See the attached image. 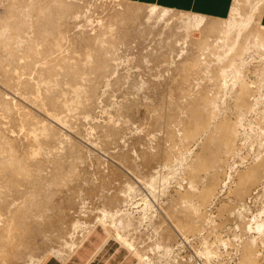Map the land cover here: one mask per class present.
I'll return each instance as SVG.
<instances>
[{"label": "rangeland", "instance_id": "1", "mask_svg": "<svg viewBox=\"0 0 264 264\" xmlns=\"http://www.w3.org/2000/svg\"><path fill=\"white\" fill-rule=\"evenodd\" d=\"M1 1L0 18L8 8L6 0ZM36 1L59 2L84 12L78 21L70 22L63 57L73 48L85 51V37L98 34L89 17L96 19L112 8L129 6L140 8L141 13L136 25L129 24L124 37L120 38L123 32L117 29L109 42L97 45L89 55L91 60L82 61L73 78L66 76L69 72L60 62H55V74L49 68L53 58H63L62 53L47 58L21 53L0 40V235L7 223L21 214L20 239L25 244L16 250L10 264H41L61 250L70 254L67 245L74 240L82 242L96 228H104L119 240L116 218L120 215L130 223L125 230L135 248L148 254L145 260L134 251L141 263L238 264L245 240L254 236L261 254L258 264H264V236L256 232L244 235L241 228L254 219L253 225L264 220V180L245 198L233 193L238 182L236 171L244 173L256 166L264 150L259 137L264 133L262 103L252 113L246 112L237 104L232 85L225 92L220 89L224 99L218 103L219 114L212 127L223 120L236 123L241 115L240 121L246 119L230 154L223 152L220 157L216 144L207 148L211 126L196 141L185 135V129L195 122L194 110L204 108L201 99L220 91L214 92L216 88L210 84L214 71L208 76L203 70L195 74L191 70L199 55L195 41L201 39L199 32L205 28L186 39V17L196 15L169 10L164 19L163 8L158 7V13L150 16L152 6L120 0ZM211 21L206 18L205 22ZM253 26L252 31H259L256 22ZM29 47L33 49L31 44ZM247 60L248 80L258 82L259 57L252 55ZM259 84L255 91L261 102L264 87ZM77 87L82 90L80 99L74 93ZM64 96L66 101H72L68 96L78 100L69 103L76 107L74 111L73 106L72 112L61 108ZM203 114L208 116L205 111ZM55 115L64 122L58 123ZM177 152L184 154V159ZM210 156L219 157V183L203 209L209 223L199 219L196 233L186 235L173 225L177 216L183 215L181 197L195 193V200H200L201 193L213 186L215 173L213 169L199 170L192 189L189 167L197 168L202 158ZM14 158L22 160L19 172L26 171L23 175L12 169ZM15 179L21 182L16 187L11 185ZM104 210L116 213L115 221H102ZM119 241L130 248L124 239ZM204 242L217 244L218 254L209 263L200 255Z\"/></svg>", "mask_w": 264, "mask_h": 264}, {"label": "bare ground", "instance_id": "2", "mask_svg": "<svg viewBox=\"0 0 264 264\" xmlns=\"http://www.w3.org/2000/svg\"><path fill=\"white\" fill-rule=\"evenodd\" d=\"M0 2L3 1L0 0ZM6 2L8 8L6 9L4 15L0 18V40L2 41V43L5 42L10 43L13 47L16 48L17 52L26 53V54H30V53L42 54V56L44 55L45 58L49 56L51 57L55 55L57 56L58 53L61 54L63 52L62 51L63 49L65 52L64 47L65 45H67L66 43L69 42V34L71 30L70 22L72 20L78 21L82 17V15H84L83 14L84 12L76 11L69 6L60 4L59 2H52L48 4H41L36 0H6ZM263 2L264 0H258L257 3H252V0H247L248 5H251L250 6L252 9L251 13L247 12L246 10H243L244 8L246 9L245 7L246 5L243 6V9H239L235 7L236 9L233 10L231 19H226V20L213 19L214 21L206 23L205 22L206 18L202 16L196 15L193 18L186 17L187 40L188 38L194 36L193 34L194 31H199L202 27H205L203 31L199 32V34L202 35V37H199L201 39L195 41L199 55L197 54L198 55L197 59L193 61V63H191L192 73L195 74L196 72H200V70H203L204 74L208 73L209 74L208 76H210V74H212V72L214 71L213 76L210 78L211 81L210 84L213 83V85L216 88L214 89V92L215 90H220V89L225 92L227 90L226 88L227 87L229 88V86L232 85L233 86L232 90L235 89L233 90V92L236 91L235 97L237 104L239 105L240 103L241 105H239V107L240 108L244 107V111L246 110V112H250V113H252V111L256 109V107L258 106L257 104L259 103H262L264 109V94L261 97L262 101L259 102L260 98L259 99L257 98L255 91L256 88L260 85L259 83H262L264 87V27L260 24V14H261ZM152 7L153 8L150 9L149 11L150 16L157 14L158 11L160 10V8L158 7H154V6ZM162 11H163V18L164 19L168 18L169 10L162 9ZM140 13H141L140 8H134L129 6L126 9L112 8L108 11H105L102 14V16L99 15L100 17H97L96 19L89 17V21L97 25L99 32L98 34H95L93 36L85 37L86 40L85 44L87 49L85 51L77 52L72 47L73 45L69 44L71 46L70 48L73 49L71 51H68L69 52L68 57H63L64 54L62 53L63 58L61 59L60 57L53 58L52 64L50 65L49 68L51 69L52 72H54L53 74H55V71L57 72V68H58L57 66L59 64L58 62H60L61 63L60 66L63 69H65L66 72H69L66 73L67 75L65 74L66 76L70 78L77 77L75 71L79 70V64L82 61L84 63V62H89L91 60L89 55H91L94 52L92 50L96 49V46L99 44H104L109 42L113 38L114 32L117 29L120 32H123V36L121 35L120 38L124 37L125 34L129 32L128 29L129 24L136 25L138 23L140 19ZM184 14H188V13H183V15ZM172 19L173 17H171V20ZM254 22H256L259 28V29L257 28L259 30L257 32L252 31L254 27L253 26ZM29 44L33 46V49L31 47L28 48ZM37 47H39L40 49L39 48L37 49ZM89 48H91V50ZM252 55L253 56L256 55V57H259V61H258L259 67L257 69V72L260 73V77H258L260 80L258 79V82H253V81L249 82L248 80L249 70L247 66L249 62L247 59L250 58ZM55 62H57L58 64L56 65ZM72 83L73 82H71V84ZM79 87H77V89H74L75 96L76 97L78 96L77 99H80L79 96H81L82 94V90ZM221 90L215 92L217 95L211 91L213 94H215V96L207 95L203 99H201V101L204 104V108L202 110L201 109L194 110L195 122L191 125L190 128L185 129V135L188 139L196 141L203 134L205 130L210 128V126L211 127L213 126L211 125L212 121L219 114L218 103H220L222 100L221 99L222 96L220 97L219 95V92H221ZM70 97L68 96V99H72V101L71 100L66 101L67 96L66 97L64 96L65 98L64 101L66 102H62L63 100H61L62 102L60 103L62 106L61 108L70 109V107L73 106L71 108L73 109L75 107L74 105H70L69 103L70 102L76 103L77 99L73 100L74 97L73 98ZM71 109L68 111L72 112ZM74 109H76V107ZM204 111L208 113V116H204L203 114ZM54 118L58 123L64 122L63 119L58 115H55ZM240 118L239 121H237L236 123H231L228 120H223V122H221L219 125L215 126L214 128L212 127L213 129L211 128L212 132L209 135L208 144L206 145L207 148L211 149L212 144H216L217 153H219L220 157L222 156L221 154L223 152H225V154H230L233 149L232 143L234 139L240 135L239 127L243 126L244 124L243 122L246 121V119L243 120V118H242L243 121H240ZM263 119H264V114H263ZM259 137L261 141L260 145L262 148H264V133L261 132ZM245 140L243 139V141ZM178 153L180 152H177V155L179 156L180 154ZM183 153H185L184 150ZM234 154L237 153L234 152ZM183 155L184 154H182V156ZM176 157L174 158L176 159ZM258 157L259 158H257L256 161L259 160V162L256 166H252L250 169H248V171L244 173L243 172L240 173L239 171H236V173H238L237 176L238 182L236 185V191H234L233 193L236 192L235 196L238 197L239 199L245 198V196L249 194L251 188L259 184L260 181L262 182V180H264V150L260 152V155ZM218 159L219 157L217 158V156L216 157L210 156L209 158H205V159L202 158L201 163L199 166H197V168L192 167V165L189 167L191 170L190 177L193 179L191 185L192 189H195L193 188L195 184L194 182L195 179L197 178L196 175L199 170L208 171L210 169H213L215 170V173L212 177L213 186L206 188L201 193V195L199 196L200 200L198 201L195 200L196 198L195 193L192 194L186 193L181 197V207L183 211L182 213L183 215L181 214L182 218L177 216V219H175L176 221L174 220V222L173 221L172 222L174 223L173 225L179 229V231H181L186 235L188 233L191 234L192 232L196 233V231L199 229V226L201 224L200 223L201 221L199 222V219L204 221L206 219V223L209 220V219L207 220L206 218L207 216L203 213L205 211V210L203 211V209L209 204L210 200L215 196L216 191L214 189L215 187L214 185H217L219 183V173L216 169L218 167V162H219ZM12 160H14L12 169L16 171L17 174L23 175L26 171H24L23 174H20L19 172L20 170L22 171V162H21L22 160H20L19 158H14ZM20 183L21 182L18 179H15L11 183V185H14L16 187V184H20ZM131 191L133 192L132 189ZM233 210H234L233 208H230V211ZM106 211L104 210L103 213H101L103 214V218H101L103 219L102 221L108 222L107 219L112 218L114 220L117 217L116 213L114 214V212H110V210H108L110 213ZM143 211L145 210L143 209L142 212ZM123 218H125L123 215H120L118 219L116 218V221H118L119 224V226L116 228L118 232V237L120 239H124L133 251L136 252L137 250L138 254L143 259L147 260L148 254L146 252H141L140 250H138V248H135V244L133 240L130 239L128 230H125V227H128L130 223L129 222L125 223V221H123ZM21 221H22V215L16 214V216H14L13 219L9 223H7L8 227L6 229L1 228L2 231L0 235V264H10L11 260L13 261L15 257L16 250H18L19 248L21 249V247L24 248L25 246L23 240L20 239V235L22 234L19 227ZM253 222L244 223L243 225H241L244 235L246 234L248 235V233L256 232L259 235V237H263L264 220L260 222H256L254 225L252 224ZM113 223L115 224V222ZM74 241L73 243H69L67 245L70 253L79 245L78 242L76 243ZM245 241L246 242L243 246L244 254L238 264H258V259L259 256L261 255L258 254L259 252L257 253L256 241H258V239L256 237L254 238L253 236L249 240H245ZM202 250L203 251L200 250L201 251L200 255L201 257H204L208 263L215 255L218 254L217 244H215V242L213 244H209L208 242H206ZM61 251L55 252L56 258L66 259L69 256V253L66 252V254H64Z\"/></svg>", "mask_w": 264, "mask_h": 264}, {"label": "crops", "instance_id": "3", "mask_svg": "<svg viewBox=\"0 0 264 264\" xmlns=\"http://www.w3.org/2000/svg\"><path fill=\"white\" fill-rule=\"evenodd\" d=\"M124 3L157 6L163 9L202 16L208 19L226 20L236 8L251 13L247 0H120ZM243 1V2H242ZM258 0H252L257 3ZM245 3V4H244ZM236 7V8H235ZM264 27V2L260 14ZM85 238V237H84ZM41 264H145L134 255L125 243L110 236L104 228L92 230L66 259L52 257Z\"/></svg>", "mask_w": 264, "mask_h": 264}]
</instances>
